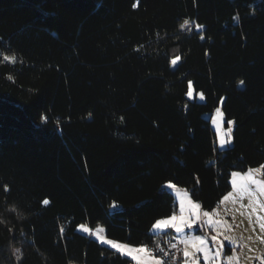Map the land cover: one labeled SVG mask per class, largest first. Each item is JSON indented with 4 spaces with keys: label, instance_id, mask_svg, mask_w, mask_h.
Instances as JSON below:
<instances>
[{
    "label": "trees",
    "instance_id": "16d2710c",
    "mask_svg": "<svg viewBox=\"0 0 264 264\" xmlns=\"http://www.w3.org/2000/svg\"><path fill=\"white\" fill-rule=\"evenodd\" d=\"M261 164L264 0H0V264H132L78 226L153 251L166 182L210 210Z\"/></svg>",
    "mask_w": 264,
    "mask_h": 264
},
{
    "label": "rangeland",
    "instance_id": "374dc122",
    "mask_svg": "<svg viewBox=\"0 0 264 264\" xmlns=\"http://www.w3.org/2000/svg\"><path fill=\"white\" fill-rule=\"evenodd\" d=\"M188 91H189V87H188ZM191 91H192V96L189 97L186 93L187 98L196 99L199 101L204 100V99L201 100L199 98L202 92L196 91L192 83H191ZM217 108H220L221 112L223 113L222 106L221 104H219L212 112L204 113V116L207 119H209L211 127L215 131L216 147L218 149H222V148H225L231 145L233 142L234 122L231 125H229L228 121H233V120H226L223 114V117L220 118V128L218 130L217 125L213 124L212 122L213 118L216 117ZM229 127H231L232 129L230 133L231 142L225 143L223 146H221L220 139L222 135L225 141L228 140V135H225V133H227V130ZM259 167L260 165L251 167V169H255ZM248 169L246 171H234V172H240L241 175H243L244 173L248 171ZM262 171L259 173H253L254 179L259 180V181H264V177L262 176ZM232 179L233 177L231 176V179H230L231 189L224 195V196H227L228 193L231 192L232 196H230L227 200H223V197H224L223 196L220 202L214 208L210 210H205L201 207L202 211H209L212 213L213 224L211 225L203 224V226L201 227L200 226L201 223L207 220L206 217H202V220L198 221L197 225L193 226V229H185V232L186 233L190 232L194 235H204L208 239L209 247L212 249L213 253L216 251V246L211 241V236L215 235L216 231H219L223 233L224 235L229 236L230 240L224 241V248L222 249L221 257L219 258L218 264H264V230L260 228V225L264 223V195L260 193L259 187L255 184L249 185L251 192L254 195L249 196L248 194H241L238 189L236 190L233 189ZM236 179L239 181V177H237ZM168 184H172L174 185V187H178V188L180 187L170 181L166 182L163 185V187L167 189ZM180 188L183 189L184 194L178 195L179 193H177V195H174L177 200V210L174 211L170 216L163 217L160 219L170 218L174 213L179 215L180 200L182 196L185 197L186 208H187L188 199H191L193 202L199 203L198 201L191 198L189 192L185 188L183 187H180ZM168 190H172V189L169 188ZM173 192H176V191H173ZM216 221H219V223L217 224ZM81 225L84 228L90 229L85 224H81ZM81 225L78 226L79 231L86 233L94 237L95 239H97L96 236L93 235V233H98V232H94L91 229H90V232H84L81 228ZM150 230L152 233L164 231V230H153L152 227ZM170 230L173 232L174 237L179 241V237L175 233V231L173 229H170ZM98 234L102 237H106L100 232ZM106 238L110 239L108 237ZM219 238L222 240L223 236ZM119 243H123V242H119ZM123 244H127V243H123ZM128 245L132 247H139L143 244L141 245L128 244ZM181 245L183 249L184 245L183 244ZM197 255L200 256V264H204L202 255L201 254H197ZM229 257L232 258L231 261H229L228 259ZM132 264H135V262L133 261Z\"/></svg>",
    "mask_w": 264,
    "mask_h": 264
},
{
    "label": "snow or ice",
    "instance_id": "6c2138e0",
    "mask_svg": "<svg viewBox=\"0 0 264 264\" xmlns=\"http://www.w3.org/2000/svg\"><path fill=\"white\" fill-rule=\"evenodd\" d=\"M134 7L136 5H133ZM235 19H239V17H235ZM188 25V21H185L181 27H186ZM202 27V26H197ZM203 38V37H201ZM5 61H11L15 62V56H8L5 55L3 57ZM179 59L177 57L172 61V63L175 65L176 61ZM243 81H241V84ZM189 97L192 96L191 91V82H189V91L187 93ZM199 98L201 100L204 99L203 93L200 94ZM223 117V113L221 112L220 108L216 109V117L213 118V124L217 125V128L219 130L220 128V118ZM233 121H228V124L231 125ZM232 129L231 127L228 128L227 133L225 135H228V140L225 141L223 138V135L220 139V144L223 146L225 143L231 142V133ZM262 170H264V165H260L259 168L255 169H248L246 173L241 175L240 172H233L232 173V185L233 189H238L241 194H248L249 196L254 195L251 192V189L249 185L255 184L259 187V191L262 195H264V181H259L254 179L253 173H259ZM239 177V181L236 179ZM174 185L168 184V188H172ZM230 196H232V193L229 192L227 196L223 197V200H227ZM45 205L49 203V201L46 199L43 201ZM115 207V205H113ZM14 210V209H13ZM202 217H206L207 220L203 221L201 223V227L203 224L211 225L213 224L212 220V213L209 211H202L201 205L199 203L193 202L191 199L187 200V208L185 206V197H181L180 200V209H179V215L173 214L170 218L167 219H160L157 220L153 225V230H165V229H173L175 233L179 237V243L184 245V248L182 249V255L184 257L182 264H200V256L197 254H201L203 257L204 264H218L219 258L221 257L222 249L224 248V241L230 240V237L227 235H224L223 233L216 231L215 235L211 236V241L216 246V251L213 253L212 249L209 247V241L204 235H194L192 233H186L185 229H193L194 225H197L198 221L202 220ZM218 224L219 221H216ZM81 228L84 232H90V229L84 228L81 225ZM260 228L264 230V223L260 225ZM198 230V229H197ZM215 230V229H214ZM93 235L96 236V238L103 244L110 245L113 249H115L117 252H119L121 255H126L131 258L132 261L135 262V264H171L170 261H166L164 257L169 256V252L164 251L163 249L160 250L161 255L157 256L153 253L151 249L147 247V245H141L139 247H132L128 244L119 243L112 239H107L106 237L100 236L98 233H93ZM223 236V239L221 240L219 237ZM172 249L177 248V244L172 243L170 245ZM19 259V257H17ZM176 256L175 254H172L171 260L175 261ZM229 261H231V257L228 258Z\"/></svg>",
    "mask_w": 264,
    "mask_h": 264
},
{
    "label": "built area",
    "instance_id": "2783aa9c",
    "mask_svg": "<svg viewBox=\"0 0 264 264\" xmlns=\"http://www.w3.org/2000/svg\"><path fill=\"white\" fill-rule=\"evenodd\" d=\"M172 243L177 244V248L172 249L170 247V245ZM161 249L169 252V256L164 257V259L166 261H170L171 264H182V260H183L182 245L179 243V241L171 233L161 235L159 237L157 243L155 244L153 251L157 256H160L161 255V252H160ZM172 254H175V256H176L175 261L171 260Z\"/></svg>",
    "mask_w": 264,
    "mask_h": 264
},
{
    "label": "crops",
    "instance_id": "0c3cea01",
    "mask_svg": "<svg viewBox=\"0 0 264 264\" xmlns=\"http://www.w3.org/2000/svg\"><path fill=\"white\" fill-rule=\"evenodd\" d=\"M167 189H169V188H167ZM170 189H172L173 191H176V192H173L172 190H170V191L173 192L174 195H177V193H179L178 195H182V194H184L183 189H181L180 187H179V188H178V187H174V188H170ZM177 199H178V198H177ZM166 230H169L170 233L174 236L173 232H172L170 229H166ZM93 231L99 233L98 230H95V229H94ZM164 231H165V230H164Z\"/></svg>",
    "mask_w": 264,
    "mask_h": 264
},
{
    "label": "clouds",
    "instance_id": "9594fccd",
    "mask_svg": "<svg viewBox=\"0 0 264 264\" xmlns=\"http://www.w3.org/2000/svg\"><path fill=\"white\" fill-rule=\"evenodd\" d=\"M154 252V251H153ZM184 258V257H183Z\"/></svg>",
    "mask_w": 264,
    "mask_h": 264
}]
</instances>
